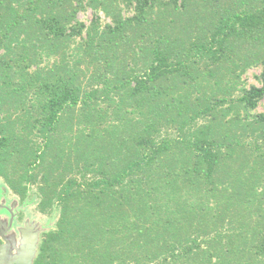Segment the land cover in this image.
Returning a JSON list of instances; mask_svg holds the SVG:
<instances>
[{"label":"trees","instance_id":"1","mask_svg":"<svg viewBox=\"0 0 264 264\" xmlns=\"http://www.w3.org/2000/svg\"><path fill=\"white\" fill-rule=\"evenodd\" d=\"M263 98L264 0H0V179L58 212L33 264H264Z\"/></svg>","mask_w":264,"mask_h":264},{"label":"rangeland","instance_id":"2","mask_svg":"<svg viewBox=\"0 0 264 264\" xmlns=\"http://www.w3.org/2000/svg\"><path fill=\"white\" fill-rule=\"evenodd\" d=\"M99 14L103 22L110 21V19L106 17L103 12H100ZM93 16L94 12L92 9L84 10L79 13V18L87 25H89ZM260 72L261 66H256L248 69L241 77L242 81H244L245 83V86H260L261 83L258 78ZM235 95H239V92H235ZM260 112H264V98L259 102L257 108L253 113ZM38 202L39 197L36 194L34 188H32L30 191L29 199L23 203L20 201L17 195L13 194L7 188L4 181L0 179V219L7 223H9V221L11 220L12 212L4 207H10L12 211H14L15 219L12 225V229L11 231H9V234L14 235V237L16 238L17 247H20L22 245V241L25 240L23 236H25L26 239L32 236L36 237L38 239V245L42 234L50 229H53L55 226V223L58 219V212L54 211L49 215L42 214L37 210ZM13 203H15V206H13ZM2 231L3 227L0 228V241L1 244L6 245L5 240L1 238Z\"/></svg>","mask_w":264,"mask_h":264},{"label":"water","instance_id":"3","mask_svg":"<svg viewBox=\"0 0 264 264\" xmlns=\"http://www.w3.org/2000/svg\"><path fill=\"white\" fill-rule=\"evenodd\" d=\"M13 206H15V203H13ZM11 212V220L9 223L0 219V228L3 227L1 238L6 242V245H0V264H33L38 249V239L34 236L26 239L23 236L25 240L22 241L20 247H17L16 238L14 235L9 234L15 219L14 212Z\"/></svg>","mask_w":264,"mask_h":264},{"label":"flooded vegetation","instance_id":"4","mask_svg":"<svg viewBox=\"0 0 264 264\" xmlns=\"http://www.w3.org/2000/svg\"><path fill=\"white\" fill-rule=\"evenodd\" d=\"M6 208H7L8 210L12 211V209H11L10 207H9V208H8V207H6ZM13 212H14V211H13ZM14 214H15V213H14Z\"/></svg>","mask_w":264,"mask_h":264}]
</instances>
